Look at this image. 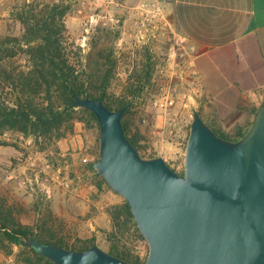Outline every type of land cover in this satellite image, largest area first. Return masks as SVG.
<instances>
[{
  "label": "rangeland",
  "instance_id": "1",
  "mask_svg": "<svg viewBox=\"0 0 264 264\" xmlns=\"http://www.w3.org/2000/svg\"><path fill=\"white\" fill-rule=\"evenodd\" d=\"M25 1L41 7L60 1L68 7L64 35L73 58L83 65L89 55L96 57L103 47L108 53L114 51L117 65L108 89L113 98L129 92V77L137 68L153 66V78L125 116L126 133L138 140L144 157L163 156L174 169L183 172L194 112L199 111L207 119L208 110L213 109L194 62V45L182 34L166 3L0 0V42L7 40L0 65L9 70L29 64L26 53L14 40L23 32L14 11ZM251 125H247V131ZM62 130L66 133L61 138L49 134L38 139L16 130L0 132L2 214L11 211L15 220L32 225L38 232L65 237L70 244L94 237L96 244L109 251L107 234L112 225L107 208L125 199L106 180L103 182L95 167L91 168L90 153H95V162L99 158L100 127L94 121H75L69 127L65 124ZM127 240L130 248L145 259L148 242L134 232L127 235ZM20 250L18 245H13L12 252L0 248V264H30L19 255Z\"/></svg>",
  "mask_w": 264,
  "mask_h": 264
},
{
  "label": "water",
  "instance_id": "2",
  "mask_svg": "<svg viewBox=\"0 0 264 264\" xmlns=\"http://www.w3.org/2000/svg\"><path fill=\"white\" fill-rule=\"evenodd\" d=\"M100 124L97 173L129 204L149 245L134 263L98 244L75 250L28 238L56 264H264V104L240 139L216 132L194 112L184 171L163 156L144 157L128 137V105L77 97Z\"/></svg>",
  "mask_w": 264,
  "mask_h": 264
},
{
  "label": "trees",
  "instance_id": "3",
  "mask_svg": "<svg viewBox=\"0 0 264 264\" xmlns=\"http://www.w3.org/2000/svg\"><path fill=\"white\" fill-rule=\"evenodd\" d=\"M67 8L60 1L47 2L42 7L41 4L35 5L33 2L25 1L14 11L23 27L20 38L14 40L26 53L29 64L26 68L10 70L4 64L0 65V132L16 130L25 135H32L36 139L49 134L61 138L66 133L62 130L65 124L69 127L75 121H94L100 127L98 118L91 109L75 105L78 96L103 99L112 109L128 105L123 115V124L127 132L125 116L131 110L133 100L153 78V66L149 64L141 69L137 68L129 77V92L113 98L108 89L117 65L114 51L108 53V48L103 47L96 57L89 55L84 65L82 61L75 60L71 45L64 35L66 30L64 16ZM6 41L5 38L0 42L3 44H0V61L4 58ZM80 64L83 67L79 66ZM4 93L9 94L10 98H6ZM214 129L218 134L231 140L240 139L247 132L238 130L234 134H226ZM129 138L140 149L138 140ZM94 162H91L92 169ZM102 180L105 182L104 178ZM99 184L101 186L102 181ZM107 212L112 225L107 234L109 252L134 263L144 262L147 256L142 259L127 242V235L131 232L146 240L127 201L109 205ZM2 213L1 205L0 248H8L12 252L13 245H18L21 249L19 255L30 264L56 263L41 254L36 247L24 243L28 238L75 250L87 249L97 243L93 237L82 240L80 244H70L65 237L38 232L32 225L15 220L10 216L11 211L7 215Z\"/></svg>",
  "mask_w": 264,
  "mask_h": 264
},
{
  "label": "crops",
  "instance_id": "4",
  "mask_svg": "<svg viewBox=\"0 0 264 264\" xmlns=\"http://www.w3.org/2000/svg\"><path fill=\"white\" fill-rule=\"evenodd\" d=\"M163 1L194 45L212 102L205 120L224 133L246 130L264 104V0Z\"/></svg>",
  "mask_w": 264,
  "mask_h": 264
}]
</instances>
